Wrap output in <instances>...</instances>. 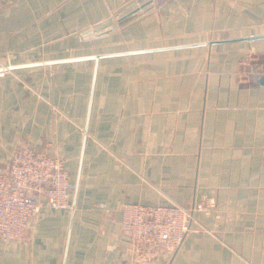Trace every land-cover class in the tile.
<instances>
[{
  "label": "crops",
  "instance_id": "obj_1",
  "mask_svg": "<svg viewBox=\"0 0 264 264\" xmlns=\"http://www.w3.org/2000/svg\"><path fill=\"white\" fill-rule=\"evenodd\" d=\"M257 34L264 0H0V59L112 54L0 77V170L28 144L76 184L72 209L0 239V264H137L124 203L206 199L148 264H264V39L168 48Z\"/></svg>",
  "mask_w": 264,
  "mask_h": 264
},
{
  "label": "built area",
  "instance_id": "obj_2",
  "mask_svg": "<svg viewBox=\"0 0 264 264\" xmlns=\"http://www.w3.org/2000/svg\"><path fill=\"white\" fill-rule=\"evenodd\" d=\"M75 189L65 158L21 144L7 168L0 170V239H23L43 206L72 209ZM214 207L212 199L193 208L127 202L121 206L118 223L134 261L148 264L180 249L191 230L194 211Z\"/></svg>",
  "mask_w": 264,
  "mask_h": 264
},
{
  "label": "water",
  "instance_id": "obj_3",
  "mask_svg": "<svg viewBox=\"0 0 264 264\" xmlns=\"http://www.w3.org/2000/svg\"><path fill=\"white\" fill-rule=\"evenodd\" d=\"M147 4H148V2L136 7L131 12L126 14L124 17H122L121 20H124V19L130 17L131 15L137 13L138 11L143 9ZM261 39H264V34H257V35L246 36V37H241V38H234V39L216 40V41H210V42H199V43H193V44H187V45L175 46V47H168V48L191 47V46H201V45H213V44H220V43H225V42H236V41H246V40H261ZM168 48H161V49H168ZM137 52H139V51H133V52H127V53H137ZM117 54H121V53H117ZM109 55H112V54H98V55L82 56V57H74V58L54 59V60H48V61H45V62L10 64V65L5 66V67H0V75H2L5 71L17 70V69L24 68V67H29V66H36V65H42V64H55V63H62V62H68V61L87 60V59L99 60L100 58L106 57V56H109ZM113 55H116V54H113ZM257 81L260 84H264V73L258 76Z\"/></svg>",
  "mask_w": 264,
  "mask_h": 264
},
{
  "label": "rangeland",
  "instance_id": "obj_4",
  "mask_svg": "<svg viewBox=\"0 0 264 264\" xmlns=\"http://www.w3.org/2000/svg\"><path fill=\"white\" fill-rule=\"evenodd\" d=\"M24 60H20V59H8V58H5V59H0V67H5V66H8L10 64H18L20 62H22ZM13 72H16L15 70H10V71H5L1 76H5V75H8V74H11Z\"/></svg>",
  "mask_w": 264,
  "mask_h": 264
}]
</instances>
